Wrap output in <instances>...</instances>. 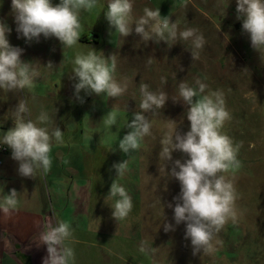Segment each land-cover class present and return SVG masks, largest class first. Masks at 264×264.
I'll return each mask as SVG.
<instances>
[{"label":"rangeland","instance_id":"1","mask_svg":"<svg viewBox=\"0 0 264 264\" xmlns=\"http://www.w3.org/2000/svg\"><path fill=\"white\" fill-rule=\"evenodd\" d=\"M52 2L58 4L59 0ZM107 2L99 0L95 9L81 13L79 44L87 47L77 45L63 50L54 37L41 36L38 43L18 38L11 0H0V19L12 29L8 35L10 44L23 49L21 59L32 62L39 72L32 90L13 93L0 90V137L14 126L15 106L20 99L27 101L31 112L30 116L25 115L26 119L36 121L43 111L49 120L39 126L47 127L50 132L56 127L61 129L64 143L58 145L53 141L50 170L36 175L44 183L47 195L44 203L48 208L55 212L67 208L68 214L62 215L63 220L71 223L69 213L78 208L90 211L92 220L103 218L102 226L93 222V262H96L94 259H126L122 249L132 254L142 247L144 251L139 250V259L148 257L154 259V264L217 259L216 254L219 259H264V57L252 49L250 37L242 31L236 0H133L136 19L143 15L145 7L159 8L162 17L170 16L172 22H179V30L198 29L206 41L198 59L191 57V41L179 38L156 43L143 41L139 36L132 42L123 37L122 43L130 45L113 52L110 48L115 46L118 34L104 18ZM93 36L102 43L89 44ZM90 48L103 52L106 58L115 55V78L118 82H127L125 94L111 98L106 94L85 95L81 91L84 102L75 98L73 85L77 81L71 79L73 60L77 52L86 53ZM49 62L52 68L46 67ZM197 80L208 86L205 93L223 90L231 119L221 131L234 144L240 145L238 159L242 166L234 174H228L239 194L236 219L229 220L216 234L213 252L193 256L190 240L184 239L186 226L183 223L175 225L173 210L167 207L169 203L175 206L173 198L179 194L180 185L163 171L165 162L159 159V152L161 139L170 132L169 120L175 121L174 127L179 134L190 131L186 117L188 106L179 95V84L183 81L198 87ZM141 83L149 85L150 91L165 92L168 101L164 108L144 113L152 123L151 134L144 137L139 150L124 154L118 144L130 131L127 125L133 114L141 111ZM114 107L119 109L117 122L109 128L103 123V117ZM6 154L1 157L0 177H5L2 172L11 168L7 177L21 178L18 162L11 158V149L8 148ZM172 157L173 161L187 159L179 151L173 152ZM124 160L128 161V170L123 177H117L113 164ZM166 171H171V162ZM113 180L126 188L133 203L129 216L118 221L112 216L115 201L107 198ZM72 181L75 190L71 198L76 197V204L64 193ZM57 184L64 192L60 193L61 204L54 201L53 207L49 200L55 194L52 187ZM78 187L88 192L93 190L90 206L76 192ZM82 219L81 213L77 226L82 224ZM164 222L173 224L175 231L165 233ZM99 230L101 233H96ZM232 237L234 247H231ZM215 240L222 243L215 244ZM110 243L116 245L115 257L106 253L107 247L103 246ZM108 264L120 262L109 261Z\"/></svg>","mask_w":264,"mask_h":264},{"label":"clouds","instance_id":"2","mask_svg":"<svg viewBox=\"0 0 264 264\" xmlns=\"http://www.w3.org/2000/svg\"><path fill=\"white\" fill-rule=\"evenodd\" d=\"M99 4V0H11V14L16 24L18 38L27 43L56 38L63 50L80 45L82 12H90ZM237 19L242 21V31L250 37L251 47L264 57V0H236ZM104 18L111 29L122 37L134 33L143 41H161L167 43L177 38L191 41L192 59H198L200 50L206 41L198 29L185 28L179 30V22H172L170 16H161L160 9L145 7L143 15L138 19L133 16V0H108ZM12 29L7 22L0 19V90L6 93L32 90L35 87L38 70L32 62L21 59L24 50L10 44L8 35ZM87 47V46H82ZM151 58L149 63H151ZM52 68L49 62L46 66ZM117 63L115 55L105 57L103 52L90 48L86 53L77 52L73 60L71 79L77 81L74 96L80 102L81 91L85 95L106 94L116 98L127 91V82H118L115 78ZM198 87L180 82L179 95L188 106L187 120L190 131L181 135L176 131L175 121L169 120L170 132L161 139L159 159L164 161L163 171L171 179L179 182L180 191L167 205L173 210L175 225L183 223L185 240H190L192 254L196 256L211 253L215 250L213 243L216 234L237 217L236 201L239 194L229 173L241 168L238 159L239 144L223 134L221 129L231 119L226 106L223 90H208L206 84L196 81ZM141 93L140 112L133 114L127 125L130 131L120 139L118 148L128 154L139 150L144 137L151 134L152 123L144 113L164 108L168 101L163 91L153 92L149 85H139ZM119 109L114 107L103 117L106 127L116 124ZM30 116L27 101L20 99L15 106L14 126L0 137V145L11 149V158L18 162V174L33 179L38 172L47 173L52 166L51 150L53 141L63 144V132L56 127L51 132L47 127L39 126L48 122L46 112H41L36 121L26 119ZM179 151L187 159L173 161L172 153ZM171 162V171L166 168ZM117 177H123L128 170V161L113 164ZM107 198L115 202L112 216L118 220L126 219L132 211V198L126 188L117 180L111 183ZM19 205V193L11 189L10 193L0 200V212L10 214ZM165 233L174 232L173 224L164 222ZM73 238V230L69 222L61 219L47 222L41 231L32 238L36 247L46 246L47 255L43 264H75L74 249L69 246ZM0 239H3L0 237ZM222 241L215 240V244ZM11 248L13 241L7 239ZM144 251V248H141Z\"/></svg>","mask_w":264,"mask_h":264},{"label":"crops","instance_id":"3","mask_svg":"<svg viewBox=\"0 0 264 264\" xmlns=\"http://www.w3.org/2000/svg\"><path fill=\"white\" fill-rule=\"evenodd\" d=\"M117 34V42L113 48H110L113 52H118V50L130 45L129 43L127 45L123 44V37L119 33ZM96 36L91 37L88 43L90 44L92 42L91 44H93L96 42L97 45L102 43L99 38L94 40ZM127 38L132 42L134 39L138 38V36L133 31V34ZM125 41H127V39H125ZM2 166L3 163L0 167ZM7 171L10 172L12 169L6 168V170L2 172L5 177H0V200L3 199L4 195L9 194L11 189H15L19 193V205L17 209L10 214L0 212V237L3 238L0 239V264H43V258L47 255L46 246L41 245L40 247H36L35 244L31 243L32 238L42 230L47 222L54 221L56 218L63 220L62 215H67L68 210L66 208L55 212L53 209L50 210L48 208V205L44 203V199L47 201V195L43 188L44 183L42 179H38L37 175H35L33 179L24 177L8 178L7 175L9 172ZM74 183L75 182L72 181L67 190L64 189L65 192L58 184L56 186L53 185L52 189L55 191V194L49 200L53 207L54 201H56L57 205L61 204V192L65 193L67 199L70 198L72 200L71 203L76 204V197L75 199L71 198V194L72 192L74 193L75 190V188H72ZM92 191L93 190H89L88 192V189L85 188L76 190L89 206L93 200ZM105 191L108 192V189ZM77 200L80 201L81 199L78 198ZM81 213L84 219L81 220L82 224L77 226V218ZM69 216H71L70 225L73 230V238L68 243L69 246L74 249L75 264H99L101 262L103 264H108L109 261L115 263L120 262V264H152L151 261H153L154 264V259H148V257L139 259L140 248L137 249V252L133 251L132 254L122 249V252H125L126 259H94L98 263L93 262V259H91L93 222L96 225L100 224L102 226L103 218L98 217V219L92 220V213H90V211H86L85 209L80 210L79 208L77 210H72ZM96 233L101 232L99 230L96 231ZM9 238L13 241V246L11 248L7 244V239ZM233 240L234 237L231 238V247H234ZM114 245L113 243L107 244V246L103 244L104 247H107L106 253L113 257L116 256V252H114L116 245ZM216 256H218L216 257L217 259H183L181 264H264V259H256L255 261H253L254 259H219V255L216 254Z\"/></svg>","mask_w":264,"mask_h":264},{"label":"built area","instance_id":"4","mask_svg":"<svg viewBox=\"0 0 264 264\" xmlns=\"http://www.w3.org/2000/svg\"><path fill=\"white\" fill-rule=\"evenodd\" d=\"M8 152L7 146L0 145V165L2 164L1 157Z\"/></svg>","mask_w":264,"mask_h":264}]
</instances>
